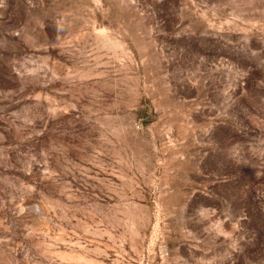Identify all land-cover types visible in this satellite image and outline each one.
I'll list each match as a JSON object with an SVG mask.
<instances>
[{"label": "rangeland", "instance_id": "1", "mask_svg": "<svg viewBox=\"0 0 264 264\" xmlns=\"http://www.w3.org/2000/svg\"><path fill=\"white\" fill-rule=\"evenodd\" d=\"M0 264H264V0H0Z\"/></svg>", "mask_w": 264, "mask_h": 264}]
</instances>
